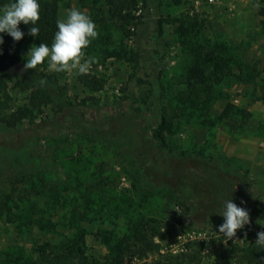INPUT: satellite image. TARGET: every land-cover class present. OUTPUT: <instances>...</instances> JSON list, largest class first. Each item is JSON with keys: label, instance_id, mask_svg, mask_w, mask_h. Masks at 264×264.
I'll list each match as a JSON object with an SVG mask.
<instances>
[{"label": "rangeland", "instance_id": "1", "mask_svg": "<svg viewBox=\"0 0 264 264\" xmlns=\"http://www.w3.org/2000/svg\"><path fill=\"white\" fill-rule=\"evenodd\" d=\"M163 3L170 56L163 76L162 100L169 140L177 151H200L221 163H230L241 174L264 180V0ZM107 6V0H58L59 19L69 9L78 8L97 26L98 36L85 53L86 57H95L89 72L104 81L102 90L84 87L75 70L50 71L47 61L33 69L25 68L26 53L36 45L33 35L18 43L3 40L0 44V72L14 75L6 86L0 81V104L5 100L3 88L11 96L9 107L0 115V197L17 188L44 207V201L52 196L50 188L55 186L67 201H76L74 206L80 213L88 197L96 199V210L108 202L105 222L81 223L88 230L86 243L92 259L102 260L112 243L138 221L150 219L160 227L155 236L157 246L146 258L150 262L162 264L170 256L171 264H245L240 248L255 244L257 233L264 231V210L249 212V223L227 239L218 228L223 223L216 212L221 206L192 213L191 194L182 200L163 187L151 188L148 180L153 174L141 170V147L133 132L92 138L64 131L52 141L41 131H30L27 123L16 127L6 124L5 116L29 100L30 89L18 84L17 79L30 85L46 80L52 102L35 116L36 120L60 118L84 102L113 104L123 95L129 76L136 70L131 59L134 43L119 22L109 18L103 22ZM208 55L214 66L220 56L229 59L226 71L216 75L207 70V77L194 80L195 90H199L192 93L189 84L198 71L195 61ZM234 56L245 62L249 75L258 76L241 80ZM228 105L235 111L224 116ZM6 135L10 136L7 140ZM13 135L17 138L12 139ZM54 147L60 152L58 160ZM74 156L78 160L74 161ZM102 184L106 193L101 191ZM117 205L119 210L113 208ZM68 207L61 206L58 213H67ZM96 212H90V216ZM34 214L35 219L40 215L39 211ZM53 220L56 228L44 229L0 219V264H24L36 256L39 246L58 243L74 232L61 216Z\"/></svg>", "mask_w": 264, "mask_h": 264}, {"label": "trees", "instance_id": "2", "mask_svg": "<svg viewBox=\"0 0 264 264\" xmlns=\"http://www.w3.org/2000/svg\"><path fill=\"white\" fill-rule=\"evenodd\" d=\"M9 2L10 0H0V7ZM39 2L41 5L40 18L37 21L39 33L34 38L36 45L41 42L50 45L57 30L56 21L59 19L58 0H39ZM163 4V0H107L108 15L102 10L101 19L104 23L107 18L119 22L125 33L133 38L134 49L131 59L136 66V70L127 80L123 95L113 104L84 102L73 107L60 118L36 120L35 116L42 114L45 107L52 102V94L46 84L30 85L22 79H17L18 84L30 89L29 100L24 106L8 113L5 122L11 127L27 123L30 131H41L45 138H50L52 141L64 131L68 133L72 131L76 137L86 135L92 138L107 137L117 132L120 134L133 132L141 147L139 151L141 170L142 172L149 170L153 174L152 180H148L151 188L163 187L174 195H179L178 198L182 200H186L191 194L193 203H189V209L192 213L206 207L213 209L221 206L222 201L229 198L238 206L245 207L248 212L262 211L264 180L241 174L230 163H221L217 158L204 155L200 151H177L168 138V118L162 99L163 76L170 56V45L165 37L167 18L163 14ZM31 26L20 23L19 27L25 35L19 41L31 35L28 32ZM0 35L3 36V40L19 42L7 33ZM205 57L195 61L198 71L193 73V81L189 84L193 86L192 93L199 90V88L195 90L194 80L207 77V70H211L216 75L219 72L223 74L226 71L225 65L229 63V59L220 56L218 64L214 66L209 58L210 55ZM234 60L238 64L241 80L248 81L258 76V74L249 75L245 62L241 59L234 56ZM12 79H14L12 73L0 72V81H4L5 86ZM79 79L84 87L94 91L102 90L105 85L101 78L92 75L91 72L80 74ZM208 90L214 93L211 88ZM3 91L5 100L3 105L0 104V115L9 107L11 100L7 89L3 88ZM262 94L264 98V84ZM231 111L235 109L232 105H228L224 116ZM9 137L6 135L4 139L7 140ZM15 138L17 136L13 135L12 139ZM59 153L57 147H54L53 154L56 160L59 159ZM73 159L78 160L76 156ZM79 174L80 171L77 169L78 179L81 176ZM101 187V191L106 193L105 185L102 184ZM51 189L52 196L44 201V207L40 201L30 198L25 192L22 194L23 190L17 191V188L0 197V219L5 217L8 220L20 221L21 224L54 229L57 224L53 218L58 215L66 221L68 227L75 229L58 243L39 246L35 251L36 256L24 264H156L146 259L157 246L155 236L160 229L152 220L138 221L130 232L110 245L109 251L102 260L92 259L86 243L88 230L82 227L81 223L82 221L97 224L105 222L108 202H103L101 209L96 210V199L88 197L84 200L80 213V209L74 206L76 201L70 199L67 201L55 190V186ZM62 201L64 204L60 205ZM61 206H69L68 212L59 214ZM113 208L119 210L120 206ZM38 211L40 215L35 219L34 213ZM95 211L97 214L90 216V212ZM240 249L245 264H264V247L253 244ZM163 261L162 264L172 263L170 256Z\"/></svg>", "mask_w": 264, "mask_h": 264}, {"label": "clouds", "instance_id": "3", "mask_svg": "<svg viewBox=\"0 0 264 264\" xmlns=\"http://www.w3.org/2000/svg\"><path fill=\"white\" fill-rule=\"evenodd\" d=\"M40 8L39 0H10L0 7V33H7L19 41L25 35L19 27L23 22L25 25H32L28 30L29 34L38 36ZM56 25L57 30L50 45L41 42L30 47L26 53L25 68L33 69L47 61L50 71L75 70L78 74L88 73L95 57H86L85 49L98 36L95 22L86 12L71 8L65 17L56 21ZM2 43L3 36L0 35V44ZM45 83L46 80L42 78L40 84ZM216 212L223 217V223L218 226L219 233L227 239L235 236L237 229H242L249 223L248 210L238 206L231 198L223 200L221 209ZM255 244L264 247V231L257 233Z\"/></svg>", "mask_w": 264, "mask_h": 264}]
</instances>
